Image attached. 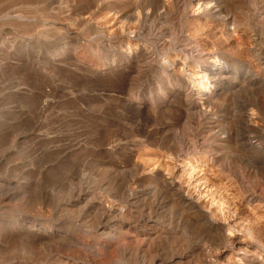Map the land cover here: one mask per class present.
<instances>
[{
  "label": "rangeland",
  "instance_id": "374dc122",
  "mask_svg": "<svg viewBox=\"0 0 264 264\" xmlns=\"http://www.w3.org/2000/svg\"><path fill=\"white\" fill-rule=\"evenodd\" d=\"M237 4L241 15L254 18L253 0ZM151 7L149 0H0V264H71L74 248L66 242L56 258H48L54 243L41 221L73 234V221L86 209L66 215L63 204L107 179L104 168L122 169L137 156L172 166L163 160L161 143L179 150L186 145L197 126L184 89L190 69L174 60L176 50L162 47L185 21L162 9L158 20L149 16L140 23L137 13ZM233 152L219 155L240 168L251 165ZM252 171L246 185L264 196V178ZM211 183L225 200H234L231 219L245 218L241 210L249 204L260 217L249 240L252 232L245 238L239 230L244 219L235 216L240 233L229 248L213 252L218 262L237 264L244 243L264 242V203L248 204L234 180ZM185 232L183 238L193 241L194 231ZM123 262L116 264H132Z\"/></svg>",
  "mask_w": 264,
  "mask_h": 264
},
{
  "label": "bare ground",
  "instance_id": "6f19581e",
  "mask_svg": "<svg viewBox=\"0 0 264 264\" xmlns=\"http://www.w3.org/2000/svg\"><path fill=\"white\" fill-rule=\"evenodd\" d=\"M253 1V19L237 11L238 0H149L151 11L142 8L137 13L140 23L149 16L158 20L160 12L185 21L176 35L171 33L176 26L169 28L172 35L162 47L176 50L174 60H182L190 69L184 89L188 110L197 114V126L181 150L161 143L167 153L163 160L172 166L137 156L122 169L104 168L107 179L63 204L65 213L86 209L72 222L73 234L68 235L59 223L41 221L48 230L45 236L54 243L48 258L66 242L74 248L71 264H133L140 259L146 264H223L213 252L222 245L229 248L237 237L235 218L244 219L239 230L245 238L251 232L249 240L255 237L250 230L260 224V217L249 203H264V196L246 183L252 169L256 177L264 178V0ZM240 92L242 99L232 102ZM221 151L227 157L237 151L251 165L240 168L220 156ZM214 167L217 174H210ZM222 177L244 189L249 205L240 213L245 218L235 214L231 219L228 214L234 200H225L211 183L212 178L221 181ZM185 230L194 231L193 241L183 238ZM258 241L242 245L237 264H264V242Z\"/></svg>",
  "mask_w": 264,
  "mask_h": 264
}]
</instances>
